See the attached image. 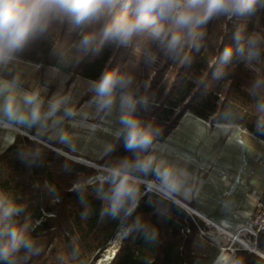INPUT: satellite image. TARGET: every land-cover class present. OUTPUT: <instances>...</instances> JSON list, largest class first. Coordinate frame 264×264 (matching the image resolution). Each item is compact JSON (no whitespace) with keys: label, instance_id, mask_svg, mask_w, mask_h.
Masks as SVG:
<instances>
[{"label":"trees","instance_id":"16d2710c","mask_svg":"<svg viewBox=\"0 0 264 264\" xmlns=\"http://www.w3.org/2000/svg\"><path fill=\"white\" fill-rule=\"evenodd\" d=\"M258 3L247 12V18L252 19ZM212 19L194 34L181 30L176 42L172 36L177 30L168 32L170 43L159 71L174 75L172 81L159 86L158 75L145 97H135L134 115L158 130L154 143L168 137L186 112L213 124L238 125L264 141V87H253L256 78L245 71L237 51L251 25L242 30L240 25L234 26L231 34L224 35L218 59L210 64L204 47ZM45 36L49 42L35 41L41 64L76 71L91 81H98L102 73L118 68L125 59L122 49L127 44L98 39L89 49L80 48L81 30L68 20L60 23L56 34ZM182 38L187 40L184 46ZM225 49H231L226 61ZM145 153L128 151L120 135L99 164L114 169L124 161L145 158ZM127 171L130 177L157 179L151 171ZM98 172L29 137H17L0 153V230L6 225L18 226L35 245L30 252L21 248L14 255L17 264H86L95 252L107 247L120 228L127 233L109 264H195L193 244L198 225L205 227L203 219L132 179L129 183L136 188L135 197L124 198L114 213L111 172H105L104 181L87 182ZM76 182L80 184L73 187ZM54 197L58 200L53 201ZM13 205L19 211L6 216ZM258 246L264 248V236L258 238ZM238 256L244 264L264 261L253 252L240 251Z\"/></svg>","mask_w":264,"mask_h":264},{"label":"clouds","instance_id":"9594fccd","mask_svg":"<svg viewBox=\"0 0 264 264\" xmlns=\"http://www.w3.org/2000/svg\"><path fill=\"white\" fill-rule=\"evenodd\" d=\"M258 0H0V63H5L23 49L32 39L45 33L54 22L70 21L81 30L80 48L87 50L98 39L110 40L118 44H127L133 36L148 34L160 38L166 28L177 31L172 36L173 42L181 38V30L194 34L195 30L211 18L231 19L236 15L250 12ZM264 6V0H259ZM236 39L239 41L240 37ZM247 52L243 46L237 49L251 61L260 55V46L264 36L253 33L247 39ZM231 56V49H225L223 59ZM130 79L124 74L109 70L102 73L93 85L97 103L102 108H111L117 89L128 86ZM12 85L0 83V92L7 91ZM254 88L264 87V78H257ZM22 109L16 97L5 96L0 105V114L16 122H37L41 118L39 94L26 93L23 96ZM56 106L53 105V108ZM135 101L131 96H121L120 133L124 146L133 153L148 152L154 145L158 130L146 125L134 115ZM127 169L144 173L151 171L168 191L178 190L186 175L185 170L148 155L135 161H124L111 172L108 178L115 184L113 189V212L124 198H134L136 188L129 183L131 177ZM19 209L14 205L5 212L11 216ZM34 241L26 237L15 225H6L0 230V261L4 264H17L14 255L21 248L34 249ZM213 264H244L243 257L234 250L221 248Z\"/></svg>","mask_w":264,"mask_h":264},{"label":"rangeland","instance_id":"374dc122","mask_svg":"<svg viewBox=\"0 0 264 264\" xmlns=\"http://www.w3.org/2000/svg\"><path fill=\"white\" fill-rule=\"evenodd\" d=\"M247 16H249L248 13L233 16L231 19L225 17L212 19L207 31V43L204 47V53L210 64H213V62L218 59L217 52L220 41L224 38V35L232 33L234 26L239 28L240 25L242 30L251 25L250 30L242 37L241 46H243L245 53L247 52L246 39L250 34L257 33L264 36V6H261V4L258 3V8L255 10L252 19L249 17L247 18ZM60 23L61 22H54L45 33L30 40L29 44L27 43L23 49L16 52L13 56L21 59V62L17 61V65H20L22 69L21 108L26 109L28 107L23 103V96L26 93H33V89L36 87L39 94L41 115L45 110L53 108V105L56 106V109H52L51 112H49V116L48 114L41 116L38 121L40 132L46 127V125L48 126V124H52L53 127H56L55 124L57 122L58 126H63L62 134L56 135L57 130L54 128L49 134L50 136L24 130L19 138L29 137L34 141L42 143L48 148L53 149L52 147H55L68 152L71 155L80 156L94 162L97 166H85L97 168L99 172L87 182L93 183L97 180L104 181L107 178L105 172H112L113 168L100 165L99 160L114 147L116 144L115 142L118 141L120 133L122 132L116 130L117 128L122 129V125L120 124L121 96H131L136 104L135 97L137 95L145 97L151 84L155 79L157 80L156 76H160V79L158 80L160 83L159 86L169 84L174 77V75H168L167 72L160 74L159 71L160 65L163 64V57L165 56L170 43L167 39L169 38L167 35L169 31L171 32L172 28H166L165 32L158 39L152 38L148 34L133 36L127 43V47L122 49L126 54L125 59L121 62V65L114 70L129 78L130 83L126 88L117 89L113 105L111 108L106 109L99 106L96 94L93 91V85L97 81L83 78L77 74L76 71L65 73L55 69L53 66H45L38 61V58H41L42 55H40L41 51L38 48V45H35V41L47 40V42H49L50 40L47 39L45 34L50 32L51 34H56L60 29ZM197 31L198 29L195 30V32ZM186 43L187 40L182 38L181 45L184 46ZM239 62L245 68V71H247L252 77L256 79L264 78V44H261L260 55L257 58L249 61L246 59L245 55L241 54ZM3 82L4 81L0 77V83ZM6 94L7 91L0 92V99ZM36 123L37 122H35V124ZM109 124H111L109 130L98 128L100 125L101 128L106 129V127H109ZM187 127L186 122H184L178 131L181 132L182 129ZM239 129L241 130L243 128L239 126ZM115 133L119 136L118 139L115 137ZM51 137L56 138V140H53ZM52 142L59 144L60 147L52 145ZM246 147L247 146H244V144L240 142L231 143V146H228V148L225 149V152L230 150L229 152L232 155L233 153H237L244 157V160L246 157L245 155L243 156L242 153ZM261 147L257 145L255 150H253L257 155L254 163H252L253 169L256 172L264 170V162L260 161V158L262 159L264 157V147ZM60 154L63 155L62 153ZM153 181L157 182L160 180L157 178ZM79 184V182H76L73 184V187H77ZM158 184L161 186L160 182ZM230 185L231 181H228L227 186L229 187ZM234 190H236V187H234ZM151 191H155L156 193L171 199V197L157 189L152 188ZM252 193L254 195L253 197H256V192L253 191ZM56 200L58 199L54 197L53 201ZM192 214L196 215L193 212L191 215ZM207 222L209 223V221ZM248 224L249 222H244L242 224L243 228L240 229L238 234L239 240L244 239ZM202 228L207 231L208 236L201 237L198 233V236L194 240L195 264H213V260L218 251L226 245L223 241L217 240L211 233L210 225L205 223V227ZM119 230L120 234L117 235L114 241V245L117 247L124 240V237L126 236L125 234L127 233L125 229L120 228ZM228 247L232 248L229 250H234L236 255H238L240 251L251 253L249 249L240 248L238 240L230 241ZM258 247V253H264V248ZM112 256L113 249L110 247L104 252H95L86 264H109ZM260 258L264 260V257L260 256Z\"/></svg>","mask_w":264,"mask_h":264},{"label":"crops","instance_id":"0c3cea01","mask_svg":"<svg viewBox=\"0 0 264 264\" xmlns=\"http://www.w3.org/2000/svg\"><path fill=\"white\" fill-rule=\"evenodd\" d=\"M17 61L21 62V59L13 56L10 61L0 63V77L4 82H9L12 85L5 96L8 94L14 95L21 106L22 69L20 65H17ZM54 68L58 69L57 67ZM33 92L38 93L36 87ZM5 96L0 99V105H2ZM52 109L56 108L45 110L41 116L47 114L49 116ZM184 122L188 127L179 132L178 129ZM110 125L106 129L101 128L100 125L98 128L109 130ZM55 126L48 124L40 132L38 121L36 124L30 120L21 123L8 120L0 114V152L5 151L17 137L19 138L22 135L24 130L50 136L49 134L54 128L57 130L56 135L62 134L63 126H58L57 122ZM121 128L116 130L121 132L123 126ZM115 134L118 139L119 136L117 133ZM52 139L56 140V138ZM237 142L247 146L242 154L245 155L249 167L253 169L252 163L257 158L253 150L257 145L264 147L263 140L257 138L247 129L240 130L238 125L213 124L190 112H186L171 134L164 140L156 141L153 145L154 149L151 148L145 153V157L151 155L157 162H166L185 170L186 175L182 178L183 183L176 191L166 190L159 181L165 191L188 204L201 216L210 217L207 221L218 225L227 224V230L232 234L235 233L236 236L243 228L242 224L247 222L254 212L251 203L254 196L252 192L255 191L256 196L264 198V170L254 171L252 175H247L245 182L236 184V190L232 192L225 191L223 171L226 170V172L233 174L238 173L244 158L237 153L232 155L229 152L230 150L225 152V149L231 146V143ZM200 215L197 216L201 217ZM201 219L203 218L201 217ZM203 220L207 224V221ZM260 264H264V262Z\"/></svg>","mask_w":264,"mask_h":264},{"label":"built area","instance_id":"2783aa9c","mask_svg":"<svg viewBox=\"0 0 264 264\" xmlns=\"http://www.w3.org/2000/svg\"><path fill=\"white\" fill-rule=\"evenodd\" d=\"M260 161L264 162V157L262 159L260 158ZM253 173H254V170L249 167V164L247 163L246 159L243 160L242 165H241L238 173L233 174V173L226 172V170H224L222 173V177L224 179L225 191L226 192H232L234 190V187L236 184H238V183L241 184V183L245 182L246 176L252 175ZM151 181L153 183H156L157 185H159L158 184L159 181H157V182H155L153 180H151ZM228 181H231V185L229 187L227 186ZM160 188L163 189L161 186H160ZM161 189H157V190L164 193L167 196L171 195L169 192L165 191L164 189L163 190H161ZM251 203L253 205L254 212L249 217V219L247 221L250 223V226L247 229V232L245 233L244 238L248 239L249 242L255 244V246L258 247V238L260 236H264V198H262L261 196L253 197ZM186 210L190 214L193 212L191 210V208H189V207H186ZM196 224L198 225L197 222H196ZM207 224L209 225L208 222H207ZM198 229H199V235L201 237H203V236L207 237L208 236L207 231L205 229H203L201 226L198 225ZM186 231H189V229H186ZM118 234H120V230L116 233L114 238L108 242L107 247L102 251V252H104L105 250H107L111 247V249H113V256L111 257V260L115 257L119 246L123 242L122 241L118 247L114 245L115 244L114 241H115ZM250 251L252 252L253 250H250Z\"/></svg>","mask_w":264,"mask_h":264},{"label":"bare ground","instance_id":"6f19581e","mask_svg":"<svg viewBox=\"0 0 264 264\" xmlns=\"http://www.w3.org/2000/svg\"><path fill=\"white\" fill-rule=\"evenodd\" d=\"M149 185L151 187H154L155 189H161L160 186L157 185L156 183L151 182V183H149ZM161 190H163V189H161ZM209 225L211 227V233L216 237V239L223 241L224 244L226 245V246H223V248L232 249V248L228 247L230 241L238 240L239 244H240V248L249 249V250H253L255 252H258L255 244L249 242L248 239L244 238L242 240H239L238 236H236L235 233L232 234L231 232H229L227 230L228 229L227 224L222 223L221 225H218V224H215V223L209 221ZM249 226H250V223L248 224V228H249ZM261 255L264 256V253H262Z\"/></svg>","mask_w":264,"mask_h":264},{"label":"water","instance_id":"95a60500","mask_svg":"<svg viewBox=\"0 0 264 264\" xmlns=\"http://www.w3.org/2000/svg\"><path fill=\"white\" fill-rule=\"evenodd\" d=\"M52 148L55 149V150H57L58 152L62 153L63 155H65V156L71 158L72 160L77 161V162H79V163H81V164H83V165L97 166L94 162H92V161H90V160L84 159V158H82V157H80V156L71 155V154H69L68 152H65V151H63V150H61V149H57V148H55V147H52ZM131 179L134 180V181L142 182V183L146 186V189H147V190H152V188H154V187H151V186L149 185V183L152 182L151 180H142V179H138V178H134V177H131ZM154 189H155V188H154ZM169 197H171V199H172L174 202L179 203V204L182 205L183 207H189V208H191L189 205H187V204H185L184 202L180 201V200L177 199L176 197H174V196H172V195H169ZM191 210L193 211V213H195V214H197V215H200V214H198V212H196L193 208H191ZM200 216H201V215H200ZM201 217H202L203 219H205L206 221H207L208 218H210V217H208V216H201ZM211 219H212V218H211ZM252 252L256 253L257 255H259V256H261V257H264L263 255L259 254L258 252H255V251H252Z\"/></svg>","mask_w":264,"mask_h":264}]
</instances>
